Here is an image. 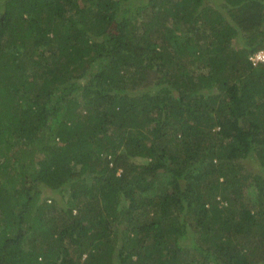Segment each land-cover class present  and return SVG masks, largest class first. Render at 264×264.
Listing matches in <instances>:
<instances>
[{"label":"trees","instance_id":"1","mask_svg":"<svg viewBox=\"0 0 264 264\" xmlns=\"http://www.w3.org/2000/svg\"><path fill=\"white\" fill-rule=\"evenodd\" d=\"M264 0H0V264H264Z\"/></svg>","mask_w":264,"mask_h":264},{"label":"built area","instance_id":"2","mask_svg":"<svg viewBox=\"0 0 264 264\" xmlns=\"http://www.w3.org/2000/svg\"><path fill=\"white\" fill-rule=\"evenodd\" d=\"M248 58L252 62V64H256L258 62H264V49L256 51Z\"/></svg>","mask_w":264,"mask_h":264}]
</instances>
